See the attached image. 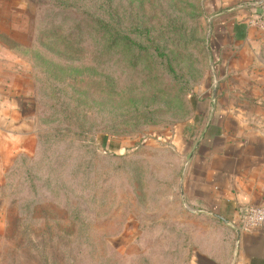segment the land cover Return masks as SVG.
<instances>
[{
    "label": "rangeland",
    "instance_id": "rangeland-1",
    "mask_svg": "<svg viewBox=\"0 0 264 264\" xmlns=\"http://www.w3.org/2000/svg\"><path fill=\"white\" fill-rule=\"evenodd\" d=\"M226 1L0 0V75L26 89L36 137L0 181V264L197 260L205 224L186 215L171 135L195 120L189 97L214 90L216 10L264 8ZM243 46L234 90L261 102L264 38L251 55Z\"/></svg>",
    "mask_w": 264,
    "mask_h": 264
},
{
    "label": "crops",
    "instance_id": "crops-1",
    "mask_svg": "<svg viewBox=\"0 0 264 264\" xmlns=\"http://www.w3.org/2000/svg\"><path fill=\"white\" fill-rule=\"evenodd\" d=\"M219 3L226 7L228 1ZM216 11L210 25L214 90L197 94L195 120L171 135L185 163L180 187L186 215L205 224L193 264H264V227H243L248 210L264 203V99L250 103L243 89L234 90L245 87L243 79L234 83V71L247 68L236 65L243 56L234 45L243 44L251 55L264 34L247 24L254 9ZM11 82L0 75V181L36 140L22 102L26 89Z\"/></svg>",
    "mask_w": 264,
    "mask_h": 264
},
{
    "label": "built area",
    "instance_id": "built-area-1",
    "mask_svg": "<svg viewBox=\"0 0 264 264\" xmlns=\"http://www.w3.org/2000/svg\"><path fill=\"white\" fill-rule=\"evenodd\" d=\"M254 10L247 24L252 28H257L264 32V8ZM243 227L246 230H257L264 227V203L248 210Z\"/></svg>",
    "mask_w": 264,
    "mask_h": 264
},
{
    "label": "trees",
    "instance_id": "trees-1",
    "mask_svg": "<svg viewBox=\"0 0 264 264\" xmlns=\"http://www.w3.org/2000/svg\"><path fill=\"white\" fill-rule=\"evenodd\" d=\"M84 1L86 4L87 3H94V4H98L100 2V0H82ZM37 3L39 4V6L42 4L44 5L45 3L43 2V0H37ZM44 3V4H43ZM57 3H55V6H56ZM69 4V0H58V4H57V7H59L60 9H63V10H66V9H69V8H72L74 10H76V8H74L72 5H68ZM69 6V7H68ZM72 6V7H71ZM56 7V8H57ZM98 9H102V6H99ZM73 11H70L69 13H75ZM94 24V22H93ZM96 24V23H95ZM108 26L107 25H104L102 24L101 26V29L103 30V32H106L105 30H107ZM241 30V29H240ZM118 38H119V35H118ZM130 42V40H129ZM131 44H134L131 42ZM135 45V44H134ZM137 46V45H135ZM211 54H210V48L207 47V56L209 57ZM169 71L170 73L174 74V69L170 66L169 67ZM198 102H199V98H198V95L196 93L192 94L190 97H189V103L191 105V109H192V113L194 114V112L197 110V105H198ZM102 144H103V148L106 149L108 152L112 153V152H116L117 150H119V147L117 145H114V144H108L107 143V138L104 137L103 138V141H102Z\"/></svg>",
    "mask_w": 264,
    "mask_h": 264
}]
</instances>
